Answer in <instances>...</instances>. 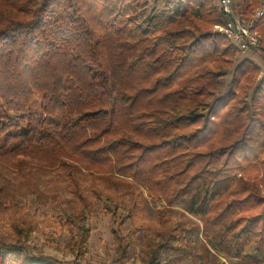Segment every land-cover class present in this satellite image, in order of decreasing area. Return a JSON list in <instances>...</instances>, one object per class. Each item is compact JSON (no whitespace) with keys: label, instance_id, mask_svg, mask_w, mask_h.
Segmentation results:
<instances>
[{"label":"trees","instance_id":"obj_1","mask_svg":"<svg viewBox=\"0 0 264 264\" xmlns=\"http://www.w3.org/2000/svg\"><path fill=\"white\" fill-rule=\"evenodd\" d=\"M243 4L252 16L264 0ZM225 19L215 0H0V218L17 239L0 264H63L24 246L41 218L19 203L62 188L77 255L98 199L119 260L143 227L145 264L186 254L180 205L226 255L261 264L264 74L212 31ZM144 190L164 204L154 219Z\"/></svg>","mask_w":264,"mask_h":264},{"label":"rangeland","instance_id":"obj_2","mask_svg":"<svg viewBox=\"0 0 264 264\" xmlns=\"http://www.w3.org/2000/svg\"><path fill=\"white\" fill-rule=\"evenodd\" d=\"M157 4V2H156ZM159 4V3H158ZM238 11L244 17H251L247 14L243 0H236ZM154 6V1H152ZM213 29V28H212ZM262 33V32H261ZM263 35V34H262ZM241 55L255 61L264 71V57L256 51L241 52ZM229 76L225 80H228ZM31 125H36L41 119L40 111L32 117ZM113 187V186H111ZM125 186L120 185L119 189L125 191ZM57 195L46 200L45 204H39L34 197L21 199L19 203L30 214L40 215L38 227L34 229L23 240L27 250L36 255L50 256L53 260L63 264H145L146 246L144 242V227L136 233V242L131 245L129 253L124 260H119L118 249L113 243L112 226L110 215L105 212L103 200L96 199V209L88 218V225L91 228V235L86 246V252L77 255L73 246L69 244L72 232L69 225L64 224L67 215L66 200L73 199L74 194L68 188H62ZM47 197V193H44ZM138 192L129 194L131 199H137ZM140 206L145 214L154 219L164 207L162 201L151 197L147 191L139 198ZM173 213L180 220L186 223V240L189 246L185 250L164 251L162 255L163 264H240L239 259L230 257L219 248L217 240L203 230V221L199 216L186 212L180 205L173 207ZM129 221L123 226V232L129 229ZM77 228H74V232ZM14 231L7 220L0 218V241L15 243ZM254 255L264 264V251L257 250Z\"/></svg>","mask_w":264,"mask_h":264},{"label":"built area","instance_id":"obj_3","mask_svg":"<svg viewBox=\"0 0 264 264\" xmlns=\"http://www.w3.org/2000/svg\"><path fill=\"white\" fill-rule=\"evenodd\" d=\"M215 1L226 19L224 23L215 25L212 31L230 38L240 52L256 51L264 57V36L257 27V22L264 13V4L247 18L238 11L236 0Z\"/></svg>","mask_w":264,"mask_h":264}]
</instances>
